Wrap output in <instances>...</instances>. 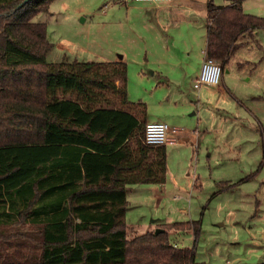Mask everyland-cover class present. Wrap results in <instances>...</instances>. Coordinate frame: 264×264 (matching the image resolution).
Masks as SVG:
<instances>
[{
    "label": "trees",
    "instance_id": "obj_1",
    "mask_svg": "<svg viewBox=\"0 0 264 264\" xmlns=\"http://www.w3.org/2000/svg\"><path fill=\"white\" fill-rule=\"evenodd\" d=\"M23 1L0 0V264H193L167 230L197 222L127 234L128 186L167 177L166 145L144 142L146 104L128 99L127 64L48 61L33 17L53 0ZM227 1H205L204 57L222 70L240 37L264 29Z\"/></svg>",
    "mask_w": 264,
    "mask_h": 264
},
{
    "label": "rangeland",
    "instance_id": "obj_2",
    "mask_svg": "<svg viewBox=\"0 0 264 264\" xmlns=\"http://www.w3.org/2000/svg\"><path fill=\"white\" fill-rule=\"evenodd\" d=\"M205 1L171 2L203 11ZM127 3L53 0L33 21L46 24L48 61L122 56L128 99L146 104L147 121L176 130L169 131L176 142L166 144L165 183L130 185L128 237L132 229L145 232L152 219L194 221L196 230L181 224L169 231L171 243L193 249V264H264V29L239 38L217 86L197 90L204 19L193 26L188 11L172 8L157 28L148 11L134 8L143 3ZM242 6L264 18V0Z\"/></svg>",
    "mask_w": 264,
    "mask_h": 264
},
{
    "label": "built area",
    "instance_id": "obj_3",
    "mask_svg": "<svg viewBox=\"0 0 264 264\" xmlns=\"http://www.w3.org/2000/svg\"><path fill=\"white\" fill-rule=\"evenodd\" d=\"M125 1V0H123ZM143 2H168L170 0H134ZM223 70L218 62L211 58L204 57L200 71L194 80L193 88L198 89L200 85L217 86L220 82ZM169 131L175 133V129H171L167 123L161 121H151L145 124L144 142L147 145L159 146L176 142V139L170 137ZM220 264H231L230 261H224Z\"/></svg>",
    "mask_w": 264,
    "mask_h": 264
},
{
    "label": "crops",
    "instance_id": "obj_4",
    "mask_svg": "<svg viewBox=\"0 0 264 264\" xmlns=\"http://www.w3.org/2000/svg\"><path fill=\"white\" fill-rule=\"evenodd\" d=\"M119 3H124V4H126L127 2H128V0H125V1H123V0H117ZM134 3H143V4H140V5H138V7H134L138 12H141V11H148V13L153 17V19L156 21V26H157V28H158V26H161V22H162V18H163V16H164V14L166 13V12H170L171 10H172V8H177V9H179L180 7H183V9L184 10H186V11H188V22H190L193 26H195L197 23H198V21H199V19H204V23L202 24L203 25V29H204V48L203 49H205V19H206V8H205V10H203V11H199V10H195V8L193 7V6H187V5H183V4H176V3H172L171 1L172 0H170V1H168V2H159V3H153V2H143V1H134V0H132ZM115 3V1L114 2H112V4H114ZM128 4V3H127ZM128 8L129 7H131V6H129V5H126ZM134 9V10H135ZM169 9H171V10H169ZM105 10H103V12H104ZM147 13V12H146ZM203 52H204V50H203ZM204 56H205V53L203 54V57H202V60H201V63H202V61H203V59H204ZM66 59H68L67 57H65ZM117 60H122V61H124L125 62V60L123 59V57L122 56H119V58L118 59H116V60H108V61H117ZM126 63V62H125ZM201 63H200V67H201ZM127 64V63H126ZM199 71H200V69L196 72V76H195V78L197 77V75H198V73H199ZM195 78H194V80H195ZM194 83V82H193ZM200 87H201V85H200ZM200 87L197 89V90H199L200 89ZM147 122H151V121H147ZM162 122V121H161ZM174 138V137H173ZM164 184V183H163ZM163 184H158V185H163ZM128 190L130 189V185L128 186V188H127ZM128 192V191H127ZM133 207H135V205H131L130 204V202L128 201V199H127V210H126V213H125V217H126V215H127V213H128V209H132ZM181 212H184V210L183 209H179ZM173 222H176V221H171V220H168V219H152L151 220V225L147 228V230L146 231H155V229H157V228H160L159 227V225L160 224H170V223H173ZM183 222V221H182ZM186 222H190V221H186ZM162 229V228H161ZM171 229H168L167 231H168V235H169V231H170ZM145 231V232H146ZM132 232L133 233H138L136 230H133L132 229ZM144 233V232H143ZM170 240V239H169ZM175 245V244H174ZM176 246V245H175ZM224 259V258H223ZM223 259H221L222 260V262H224V261H230V263H232L231 261H233V260H229L228 258H226L225 260H223ZM221 263V261L219 262V264Z\"/></svg>",
    "mask_w": 264,
    "mask_h": 264
},
{
    "label": "water",
    "instance_id": "obj_5",
    "mask_svg": "<svg viewBox=\"0 0 264 264\" xmlns=\"http://www.w3.org/2000/svg\"><path fill=\"white\" fill-rule=\"evenodd\" d=\"M26 1H27V0H24L23 3L26 2ZM160 231H163V229H161V228H157V229H155V233L160 232Z\"/></svg>",
    "mask_w": 264,
    "mask_h": 264
}]
</instances>
